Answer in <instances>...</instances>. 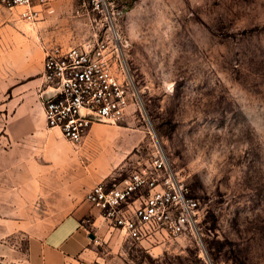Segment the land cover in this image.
<instances>
[{
	"label": "rangeland",
	"instance_id": "obj_1",
	"mask_svg": "<svg viewBox=\"0 0 264 264\" xmlns=\"http://www.w3.org/2000/svg\"><path fill=\"white\" fill-rule=\"evenodd\" d=\"M54 9L63 45L105 42L128 83L124 120L98 123L137 142L123 174L158 147L200 203L194 232L132 241L112 230L111 254L125 264H264V0H54L41 12ZM41 133L51 136L31 142L36 161L58 176L60 153L77 147L57 129Z\"/></svg>",
	"mask_w": 264,
	"mask_h": 264
},
{
	"label": "crops",
	"instance_id": "obj_2",
	"mask_svg": "<svg viewBox=\"0 0 264 264\" xmlns=\"http://www.w3.org/2000/svg\"><path fill=\"white\" fill-rule=\"evenodd\" d=\"M42 8L34 6L39 17L27 23L20 17L23 8L8 12L0 5V109L8 110L5 134H0V263L125 264L111 254L109 236L117 229L86 196L95 184L127 175L123 167L137 142L126 132L95 123L76 150L60 153L58 176L51 165L36 161L31 142L51 136L41 133L46 126L40 95L44 51L69 46L63 45L61 23L52 16L56 9ZM0 125L2 130L1 116Z\"/></svg>",
	"mask_w": 264,
	"mask_h": 264
},
{
	"label": "built area",
	"instance_id": "obj_3",
	"mask_svg": "<svg viewBox=\"0 0 264 264\" xmlns=\"http://www.w3.org/2000/svg\"><path fill=\"white\" fill-rule=\"evenodd\" d=\"M50 0H0L7 9L23 8L22 20L35 22ZM105 42L52 46L44 51L41 99L47 128L78 145L91 125H116L130 103L128 83L120 81ZM86 201L102 218L132 241L155 235L176 238L200 223L199 200L190 195L167 156L156 147L126 176L95 184ZM1 264V263H0Z\"/></svg>",
	"mask_w": 264,
	"mask_h": 264
}]
</instances>
